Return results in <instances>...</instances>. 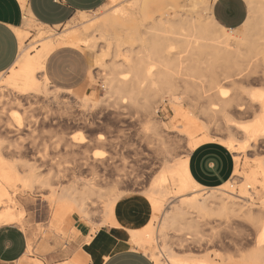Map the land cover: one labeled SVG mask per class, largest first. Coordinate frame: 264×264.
Segmentation results:
<instances>
[{"label": "bare ground", "instance_id": "1", "mask_svg": "<svg viewBox=\"0 0 264 264\" xmlns=\"http://www.w3.org/2000/svg\"><path fill=\"white\" fill-rule=\"evenodd\" d=\"M245 1L248 7L247 20L239 28H227L211 14L210 18L203 19L201 16L175 11L176 17L168 19V13L164 11L149 18L150 14L159 10L157 2L143 7V0H109L104 6L107 9L103 17L97 22L85 21L86 13H81L79 22L84 21V28L64 31L56 43H45L35 55L30 52L34 45L25 43L26 32L18 29L23 43L21 53L13 67L0 73V95L4 98V102L0 98V104L4 112L11 103L21 106V99L48 91L51 81L46 73V59L59 48L78 47L89 60L91 70L103 67L105 58L111 53L113 58L124 57L121 65L128 69L127 72L121 71L114 63L103 76L107 91L104 102L109 106L112 100L114 105L119 100H142L139 107L151 120H155L160 110L157 102L166 101L165 94L170 97L173 113H178V106H182L186 99L201 106L200 113L207 118L205 123L192 120L188 124L181 121L178 125V134L185 140L186 151L182 156L177 158L172 148L162 145L163 166L152 178L149 188L151 194L138 201V198L136 200L128 193H115L102 208L105 223H113V215L118 211V221L132 235L130 242L145 251L149 250L148 245L155 235L167 237V230L172 229L180 233L176 238L181 245H186L185 248L190 249V245H195L200 253L206 252L201 257L185 259L171 255L173 264H264V159H258L257 171L246 175L236 167L230 180L219 187L210 188L221 190V193L211 192L206 196L200 192L207 188L193 179L188 167L189 154L204 143L216 142L236 149L234 155L239 158L250 149L257 148L259 143H264V125L258 112L264 99V0ZM22 7L25 9L24 3ZM23 25L33 24L26 19ZM89 31L97 33L90 40L81 37ZM174 45H179L182 48L180 54L184 55L176 58L177 70L173 73L169 71L172 64L165 62V53L173 52ZM98 46L103 49L102 54L96 51ZM92 77L90 73L86 80ZM178 82L184 84L186 96L173 92L175 88L172 84ZM226 83L234 85L233 95L224 90ZM255 84L262 86L260 91H254L256 88L252 86ZM142 85L147 91L144 96L139 94ZM81 86L69 89L54 86L51 94L53 99L58 100L59 93L66 92L73 101L83 106H94L91 96L81 91ZM47 118L46 115L43 123ZM238 118H251L253 121L248 119L249 123L246 120L241 123ZM147 123L145 131L151 130L153 133L147 136L148 139L165 144L162 131L167 128L166 124L157 118ZM21 124L19 120L18 125L10 126L19 130ZM196 129L203 131L195 135L193 132ZM220 131H226V140L216 138ZM93 141L103 145L108 142L102 135ZM93 159L99 161L102 157L94 153ZM17 165L7 162L0 148V225L17 224L18 219L22 218V213L17 211L15 192L18 186L25 189L46 186L47 180L39 181L30 174L21 176ZM125 179L126 174L117 180L118 184L123 185ZM93 180L84 181L79 194L73 187L52 188L50 202L67 204L71 213L87 217L89 207H93L95 202L93 196L101 197L94 188ZM260 193L262 201L259 207L254 202L248 203L250 196ZM176 197L181 199L173 202L171 212L166 211L165 206L172 204L170 198ZM240 198H243L242 201L238 200ZM212 223L210 230V226L207 227L209 232L202 228ZM222 225L233 227L235 235H226L220 229L215 231ZM251 246L253 249L250 252L242 254ZM93 248L94 245L88 246L83 253L92 256ZM102 249L97 264H102L111 253L124 247L117 245L107 249L104 244ZM149 254L156 264H161L158 252L150 251Z\"/></svg>", "mask_w": 264, "mask_h": 264}, {"label": "rangeland", "instance_id": "2", "mask_svg": "<svg viewBox=\"0 0 264 264\" xmlns=\"http://www.w3.org/2000/svg\"><path fill=\"white\" fill-rule=\"evenodd\" d=\"M170 1L176 10L181 13L201 16L203 19H208L211 15L214 17L210 11L213 0ZM108 2L109 0H98L94 7L85 11L86 18L84 20L97 22L103 17L107 9L104 5ZM164 11L168 13L166 18L174 19L176 17L175 12H171L167 8ZM28 18L33 25L26 26L29 37L26 44L34 45L30 49V52L34 55L39 52L45 43H56L64 31L79 30L85 26L83 25L84 21L79 22L73 19L64 25L50 27L37 20L30 11L26 12L24 20ZM96 33L89 31L81 37L90 40ZM73 48L82 51L78 47ZM102 50L100 46L96 48V51L101 52V54L103 53ZM172 51L165 53V62L172 64L169 71L174 73L177 70L175 64L178 61L176 58L184 54H180L182 48L179 45H174ZM120 54H123V52ZM112 56L111 53L105 58L103 67L92 70L87 59L90 68L89 74L91 73L93 77L82 84L81 91L87 92L91 96L94 104L92 107L83 106L76 100L73 101V98L66 92H60L58 100L53 99L51 94L55 86L53 83H50L48 91L37 96L31 95L29 98L21 99V106L11 103L7 106L8 109L2 112V103L0 104V148L2 157L9 163L18 164L16 167L21 176L30 174L39 181L47 180L46 186L43 188L25 189L18 186L17 192H15L17 211L22 213V218L18 219L17 224L14 225L24 229L23 231L27 235L30 234L31 239L34 240V245L31 244V251L26 258V264H37L40 261L43 264H63L65 261H70L72 264H91L90 261H92L93 264H97L96 260L101 258L104 244H106L107 249H113L117 245L129 249L127 248L129 246L131 249L142 250L149 256L150 251L158 252L161 264H173L174 260L170 257L171 255L185 259L191 256L201 257L206 254V252L200 253L195 245H190V249L185 248L186 245H181L176 238L180 233L172 229L167 230V237L155 235L154 240H151L148 245L149 250L145 251L130 242L132 235L126 230L124 224L118 221V211L113 215V223L104 222L102 208L111 195L128 193L140 201L141 198L151 194L149 188L153 181L152 178L158 174L157 172L163 166V146L172 148L171 151L174 150L173 153L177 158L181 157L186 151L185 140L181 139L182 136L178 134V125L181 121H186L187 124L192 120L197 123L207 121L206 116L201 114V106L194 104L195 101L193 100L186 99L183 101L182 106H178V113H173L170 108V97L165 94L163 96L166 101L157 102L156 104L160 109L156 118L167 126L165 131H162L165 144L148 139L147 136L153 133L151 130L145 131L147 127L145 125H148L149 120L153 122L156 118L151 120V117L144 114L139 107L142 100L133 102L119 100L117 104L119 106L113 104L114 100H112L110 106L104 102L107 91L103 85V76L109 70V66L116 63V67L121 71L127 72L128 70L121 65L124 57L113 58ZM127 76L130 77V74ZM82 77H85V72H83ZM168 78L170 77L168 76ZM171 79H173V76ZM228 84H224L223 88L228 91V94L232 93L231 95H233L235 92L234 85ZM172 85L175 88L174 93L186 96L185 91H183L184 84L178 82ZM252 87L253 89L256 88L254 91H260L262 86L255 84ZM141 89L139 93L141 96L147 94L143 85ZM0 98L4 102L1 95ZM46 115L48 118L43 123V118ZM248 119L238 118V121L244 123L246 120L245 122L249 123L251 118ZM19 120L22 123L19 130L10 126V124L18 125ZM202 131L196 129L193 134L198 135ZM101 135L108 141L104 145L93 141ZM216 138L226 140V131L217 132ZM239 143L242 144L243 141H239ZM119 144L121 146H118ZM158 145H161V147ZM230 150L233 154H236V149ZM94 153L100 154L102 159L99 161L94 160ZM261 158L264 159V143H259L257 148L250 149L242 154L240 158L235 156L236 166L240 168L243 175H246L258 170V159ZM125 174V182L130 187L124 185L125 182L123 183L124 186L121 185L122 183H119V185L117 182ZM93 178L94 188L101 197L93 196L95 202L93 207H89L87 217L71 213L67 204L58 205L55 202H50V190L52 188L66 189L73 187L75 192L79 194L83 189V182ZM238 185H235V188H238ZM220 191L207 188L200 193L206 196L211 192L221 193ZM179 199L181 198H170L172 204L165 206L166 211L171 212L170 206L174 205ZM242 199L238 200L242 201ZM247 201L248 203L254 202L256 207H259L262 195L261 193L256 196L252 195ZM213 224L204 225L202 228L209 232L208 228L210 230ZM222 226L215 229V231L220 229L221 233H226V235L230 233V236L231 234L232 236L235 235L233 227ZM160 237L164 240H161ZM91 245L95 246L93 248L94 255L84 254L82 249H86ZM97 246L99 247L97 248ZM252 249L251 246L244 250L242 254L248 253ZM80 251L82 252L79 253ZM77 254L80 255L75 259ZM151 258L155 262L154 258ZM9 264H16V262Z\"/></svg>", "mask_w": 264, "mask_h": 264}, {"label": "crops", "instance_id": "3", "mask_svg": "<svg viewBox=\"0 0 264 264\" xmlns=\"http://www.w3.org/2000/svg\"><path fill=\"white\" fill-rule=\"evenodd\" d=\"M97 2L98 0H0V73H5L13 67L21 53L23 43L18 29L26 32L25 43L28 41V31L23 25L27 11L44 25L55 27L73 19L79 21L80 14L86 13L85 11L94 7ZM156 2L159 10L150 14L149 18L164 12L165 8L171 12L178 11L170 0H143V7ZM210 8L214 17L227 28L241 27L248 17L245 0H213ZM45 65L51 83L66 89L83 84L90 70L84 54L69 47L54 51L46 59ZM258 112L264 125V99L259 105ZM188 162L191 176L205 188L221 186L231 179L237 167L233 152L216 142L204 143L195 148L189 154ZM23 230L14 224L0 225V264L11 262L26 264V258L30 253L29 247L31 244L34 245V240ZM69 262L65 261L63 264ZM90 263L93 264L92 261ZM37 264L43 263L40 261ZM102 264H155V262L142 250L129 248L114 251Z\"/></svg>", "mask_w": 264, "mask_h": 264}]
</instances>
